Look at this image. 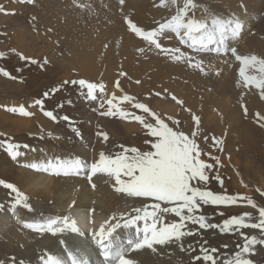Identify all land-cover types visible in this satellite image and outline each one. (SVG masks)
<instances>
[{
    "label": "bare ground",
    "instance_id": "bare-ground-1",
    "mask_svg": "<svg viewBox=\"0 0 264 264\" xmlns=\"http://www.w3.org/2000/svg\"><path fill=\"white\" fill-rule=\"evenodd\" d=\"M30 1L6 4V9L12 10L0 12V23L13 22L10 12L21 11L24 20L25 13L32 14L36 19L29 26L25 21L13 23L17 51L25 54L28 50L33 58L48 56L58 68L65 69L67 80L75 76V81L88 79L83 82L92 85L96 96L92 101L86 100L79 86L62 87L64 112L75 127L87 126L98 114L101 128L118 137L115 125H111L112 116L100 114L117 111L125 114L117 120L120 128L134 130L140 123L126 116L125 108L134 105L128 92L140 96L154 91L167 95L155 101L167 117L177 115L179 103L189 110L182 111L184 116L201 117L202 122L213 123L219 131L233 133L244 143L254 144V138L264 141V123L254 121V112L264 114V0H195L196 6L188 10L178 0H33L28 7ZM28 41L32 45L28 46ZM40 44L43 50L36 49ZM66 52L67 58H53L65 57ZM87 91L85 87L83 92ZM171 94L176 100L169 99ZM6 101L11 102L0 103V127L14 130L21 140L33 135L37 127L60 133L54 140L45 138L44 144L27 148L17 144L13 150L23 155L15 159L9 150L0 151V184L16 185L42 207L22 212L16 222L10 217L11 205L0 209V237H13L2 250L8 264H47L48 260L51 264H81L85 256L92 264L177 263L178 239L171 244L169 236H158L153 230L142 236L138 226H131L127 230L138 236L121 233L119 242L115 231H120L128 208L142 197H160L154 194L158 192L154 187L146 195L137 190L131 171L119 169L123 174L112 175L117 167L111 168L110 161L99 162L101 152L109 154L110 142L100 141L101 148L93 150L86 142V131H81L82 138L75 133L63 134L53 126L56 122L43 115L34 97L26 102ZM19 105L36 113L39 126L36 117L17 118L14 114L18 112L9 111ZM258 130L262 134L254 136ZM68 158L84 161L83 171L62 174L57 159ZM33 162L52 166L41 170L26 167ZM94 163L100 166L94 169ZM233 177L235 186L246 183L242 176ZM161 200L168 202L163 196ZM49 204L54 210L47 211ZM147 219L136 221L144 224ZM34 221L42 226L28 225ZM81 245L86 247L82 251Z\"/></svg>",
    "mask_w": 264,
    "mask_h": 264
},
{
    "label": "rangeland",
    "instance_id": "rangeland-1",
    "mask_svg": "<svg viewBox=\"0 0 264 264\" xmlns=\"http://www.w3.org/2000/svg\"><path fill=\"white\" fill-rule=\"evenodd\" d=\"M13 1L19 5L27 2V0H0V12L11 11L12 8L6 9L5 5ZM178 1L183 3L185 10L196 6L195 0ZM28 3V7L32 6L33 0ZM23 8H25L24 5L21 9ZM10 14L14 15L13 22L0 23V103L4 100L26 102L33 97L36 100L43 99L44 109L53 110L58 118L53 126L61 129L63 134H73L69 123L61 119L62 116L67 115L61 98L64 93L62 87L73 85L71 82L78 77L67 80L64 76L65 69L58 68L46 55L41 54L38 58H33L28 56L30 53L28 50L25 54L19 53V50L17 51L19 44L13 37L15 33L12 30L13 26L17 21H25L24 23L29 26L33 24L36 17L32 18V14L27 12L25 14L28 16L24 20L25 15L21 11L10 12ZM26 33L30 35L31 31ZM27 45L32 44L28 41ZM41 48H43L41 44L36 47L37 50H43ZM62 51L65 52L64 47ZM67 55L68 52L65 57L53 55V58L64 59ZM65 81L69 83L64 84ZM77 81L88 82V79ZM57 88L59 90L53 94L52 90ZM45 92L49 93L46 99L43 96ZM149 93L150 95L142 93L136 96L128 92L134 105L125 108L126 116L131 115L132 120L140 123V126L134 130L120 128L117 120L125 114L117 111L113 112L110 121L112 126L115 125L118 137L110 136L107 129L101 128L97 120L98 114L93 117V121L88 120L87 126L79 128L80 131L87 132L88 141L86 142L93 150H99L101 148L99 142L101 141L102 144L104 141L96 133H107V141L110 142L108 155L119 154L121 159L116 162V167L124 171H132L138 157L153 151L146 141H153L163 146L162 155L157 158L160 162H154L147 175L137 174L138 177L144 176V179L134 178L137 190L146 195L150 188H157L158 192L154 194L160 198L141 196L140 202L137 201L135 205L128 208L120 231H115V234L119 235L117 237L119 242H121V233L137 237L138 234L129 232L127 229L138 226L142 236L151 234L153 230V233L158 236L161 234L166 238L169 236L167 240L171 244L174 239H178L180 244L175 247V251L180 257L178 256L176 264H207L206 262L208 264H264V141L254 138V144L244 143L235 134L223 133L216 129L215 124L202 122L201 117L184 116L183 112L189 110L179 103L177 105H180L181 109L177 115L173 118L167 117L155 106V101L164 99L165 94L154 91ZM169 99L176 100V97L171 94ZM20 106L22 105L18 108ZM241 111L244 114V110L241 109ZM14 115L17 118H28V115H21L19 112ZM216 115L219 117V112H216ZM31 117H36L35 124L39 123L35 112L31 113ZM254 117L257 118L254 121L259 119V124L264 123L263 113L254 112ZM259 124L255 123L257 127H260L261 124ZM37 128L38 130L31 132L33 135L25 136V140H21L23 137L15 135L14 130L7 131L0 127V151L8 150L9 144H44L45 138L50 137L54 140L55 136L60 134L56 132L55 135L42 127ZM149 132L152 135H149ZM256 132L254 136L262 134L261 130ZM124 156L129 159L124 160ZM109 165L114 168L111 162ZM224 166H227L226 169ZM238 171L246 183L237 181L239 183L235 186L236 182L231 178L235 174L241 178ZM233 179L235 180V177ZM136 194L139 195L138 192ZM162 196L168 200L167 203L161 200ZM8 204L11 205L9 208L11 212H9L14 222L19 220L22 212L42 208L23 189L14 184L3 183L0 184V209ZM54 207L49 204L45 208L47 211H52ZM149 207H155L157 211L149 216L144 224L138 223L137 218H130L138 210ZM34 222H29L28 225L38 226L39 221ZM39 226L42 225L39 224ZM10 238H13L11 234L7 238L0 237V264H8L2 250L9 245ZM84 242L86 241L83 240L82 243ZM183 246L188 248L182 249ZM50 261L48 260L47 264H51Z\"/></svg>",
    "mask_w": 264,
    "mask_h": 264
},
{
    "label": "snow or ice",
    "instance_id": "snow-or-ice-1",
    "mask_svg": "<svg viewBox=\"0 0 264 264\" xmlns=\"http://www.w3.org/2000/svg\"><path fill=\"white\" fill-rule=\"evenodd\" d=\"M68 81H65L64 84H68ZM74 86H79V88L82 90V94H84L86 96L87 99L89 100H95L96 96L92 90V85H85V82L83 81H72L71 82ZM62 87V86H61ZM85 87L88 88V91L86 93L83 92V90L85 89ZM59 89H53L52 92L53 94L58 91ZM44 98H48L49 97V93L45 92L43 94ZM70 103V101H69ZM36 105L40 106V110L43 113L44 116L51 118L53 121H57V116L54 114L53 110H45L44 109V100L43 99H37L35 101ZM103 105H101L102 107ZM9 111H14V112H19L21 115H31V113H28L26 111V109L23 106H20L19 108H11L9 109ZM101 115H106L111 117L113 115V113L111 111L108 112H103L100 113ZM62 120L67 121L69 123V127L71 128V130L75 133V135L77 137H81L82 138V134L81 131L79 130L78 127L74 126V122L72 121V119L68 116V115H64L61 117ZM97 136H101L103 138L104 141L108 140V134L105 132H97L96 133ZM149 135H152L151 132H149ZM146 143L150 144L151 148L153 149V151L148 152V153H144L142 154V156L137 158L136 161V166L132 169L131 173H129V175L133 178H138V179H144V176H137L138 173H145V175L148 174V171L151 168V165L154 162L159 163L160 161L157 160L158 157H160L162 155L163 152V146L160 144H157L153 141H146ZM17 145H12L9 144L8 145V150L12 156L13 159H15L17 156L23 155V153L19 152V151H15L13 150L14 148H17ZM25 148H27L28 146L25 145ZM127 151V149L125 150ZM99 162L103 163L105 161H110L113 165V167H116V162L118 160L121 159L119 154H115V155H107L104 152H101L99 154ZM124 160H128L129 158L127 156L123 157ZM100 163H94L92 165V168H98L100 166ZM57 164L59 166L60 169H63V173L62 174H78L81 171H83L85 165H84V161H82L79 158H68V159H57ZM52 165L49 163L47 165H45L43 162L41 163H35L33 162L32 164H27L26 167H31L35 170H41L42 168H48L51 167ZM117 173L123 174L122 172H120V170L117 168L115 172H112L110 174L112 175H116ZM89 179H91V177H89ZM86 264V262H85Z\"/></svg>",
    "mask_w": 264,
    "mask_h": 264
},
{
    "label": "water",
    "instance_id": "water-1",
    "mask_svg": "<svg viewBox=\"0 0 264 264\" xmlns=\"http://www.w3.org/2000/svg\"><path fill=\"white\" fill-rule=\"evenodd\" d=\"M156 211H157V209L155 207L140 209L136 212V214H134L130 218L136 219V218H140V217H149V216L154 215L156 213Z\"/></svg>",
    "mask_w": 264,
    "mask_h": 264
}]
</instances>
